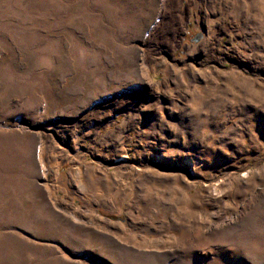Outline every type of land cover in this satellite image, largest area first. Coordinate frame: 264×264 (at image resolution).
Masks as SVG:
<instances>
[{"label":"rangeland","instance_id":"obj_1","mask_svg":"<svg viewBox=\"0 0 264 264\" xmlns=\"http://www.w3.org/2000/svg\"><path fill=\"white\" fill-rule=\"evenodd\" d=\"M0 264H264V0H0Z\"/></svg>","mask_w":264,"mask_h":264}]
</instances>
